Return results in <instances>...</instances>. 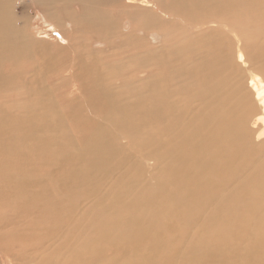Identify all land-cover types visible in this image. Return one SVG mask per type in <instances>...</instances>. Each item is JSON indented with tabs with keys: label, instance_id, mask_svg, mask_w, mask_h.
Returning <instances> with one entry per match:
<instances>
[{
	"label": "bare ground",
	"instance_id": "1",
	"mask_svg": "<svg viewBox=\"0 0 264 264\" xmlns=\"http://www.w3.org/2000/svg\"><path fill=\"white\" fill-rule=\"evenodd\" d=\"M139 1L138 16L121 22L125 31L115 44L116 21L109 16L124 15V3L132 0H32L44 22L61 32L70 54L64 57L63 50L57 63L58 58L52 63L44 57L36 63L33 54L44 40L29 45L10 22V1L0 0V89L3 65L15 58L40 79L25 89L24 114L15 118L0 111V264H230L237 247L220 232L229 229L231 237H241L251 226L260 228L249 234L252 245H264V27L251 36L260 41L253 54L244 55L260 62L261 75L246 78L238 66L244 52L238 49L234 61L229 39L211 27L225 28L229 20L259 23L264 0ZM178 21L184 22L180 39L168 42L169 26ZM156 26L168 42L159 49H146L136 33L130 38ZM244 43L250 50L251 42ZM96 44H103L100 51L117 46L104 63L131 56L127 63L107 65L105 82L95 56L87 60L92 49L99 51ZM62 72L87 94L88 112L69 117L89 129L77 154L51 133H41L51 123L65 122L53 112L51 86L40 83ZM103 120L129 140L141 134L144 156L160 161L150 190L135 194L142 190H132L137 182L132 176L121 180L115 193L135 194L129 200L106 201L98 195L102 188H89L95 176L113 171L112 176L127 165L116 161L120 150ZM87 192L97 208L89 214L80 202ZM238 264H264V256L244 257Z\"/></svg>",
	"mask_w": 264,
	"mask_h": 264
},
{
	"label": "rangeland",
	"instance_id": "2",
	"mask_svg": "<svg viewBox=\"0 0 264 264\" xmlns=\"http://www.w3.org/2000/svg\"><path fill=\"white\" fill-rule=\"evenodd\" d=\"M9 1H10V9L12 12L10 14V16H11L10 22L12 23L13 26L15 24L14 27L16 29L19 27L18 29L22 30V33L24 36L23 38L25 40H27L28 43L30 41V43H32V45L35 42H36L35 45H38L39 43H41L42 40H44V41H42L43 44L42 43L39 44L40 46L41 45L45 46V44L47 43L46 48L44 46H43V48H41L42 46L38 47L40 49L39 54H37L38 52L33 54L34 56H36V61H37L36 63H38V61L41 60L40 58H42V60L45 59L44 61L50 60L52 63L55 62L56 61L55 59L58 58L56 61V63H57L58 60L62 56L59 54L65 53V52H67V54L65 53L66 55H64V57H69L68 56V55H70L69 49L67 48V50H68L67 51L64 47L65 42H63L64 39L62 38L63 36H62L61 32L59 30L56 31L57 28L53 29L52 27H49V25L44 22L43 17H42V13H41V8H39V6H35L34 4H32V0H9ZM151 1H155V0H151ZM162 1H165V0H162ZM139 2H140L139 0H132V2H131L132 4L131 3H128V4L124 3L125 5H127V8L124 7V9H125L123 12L124 15L123 14L122 15L121 14L116 15V16L113 15L114 17L109 16L111 20L116 21L115 23H116V27H117V35H116V39H114L115 44L118 43V38H120V36H121L120 35L121 31L122 30L125 31L124 30L125 28H121V22H124L125 18L126 17L128 18L130 16V14L134 15V14L139 13L140 8H142L140 6ZM149 15L150 14H147V16H149ZM151 15H152V13H151ZM56 16L60 17V15H56ZM134 16H138V15H134ZM134 16H132V18ZM122 17H124V18H122ZM64 20H65V18H62V22ZM248 21H250V20H248ZM255 21H257V20H255ZM182 22L178 21V23L175 24V26L174 25H173V27H172V25L169 26V29L171 28V33H170L171 38H169L170 40L164 37L162 29L160 27H157V26H156L157 28L156 27H149L147 29H142L141 31L136 30V32H133L130 35V38L134 39V36L136 33L138 35V37L140 38V40H138L139 42H141L140 44H144L146 46V49H148V50H155L158 47L159 48L161 47V44L163 43V41L167 42V41H165V39H167L168 42L171 40L175 41V40L180 39V37H178V36H180L181 31H182V26L184 24V22H183V24H182ZM260 23H263V24H260ZM237 24H239V25H237ZM225 25H226L225 28L221 25H217V26L214 25L211 27L214 29L220 30V32L217 31L216 33L224 32L223 34H219V35L215 34V35H217L219 37H221V35H222L223 38H225V35H226V37L229 39V40H227L228 41L227 42L228 43L227 49L228 48L230 50L234 49V50L228 52V53H230V55L233 54V56L235 57V58H233V56L231 55L233 60L234 59L236 60V57H238V55H237L238 49L241 52H244L243 56H242V59L244 61L241 60V62H238L239 64L237 62H235L238 64V66L242 65L239 68V70L241 71L242 77L246 78L250 73L261 75V72L259 69L260 68V62L259 61L254 62V61L248 60L250 56L246 60L245 53H247V51L248 52L250 51V53L252 52V54H253L254 43H256L257 40H256V42L253 41L251 39V36L256 34L255 33L256 30L264 27V19L262 21H259V23L254 22L253 20H252V22H234L233 20L232 21L229 20V21L225 22ZM236 25L239 27L241 26V27L239 28ZM142 31H145L144 34H142ZM225 32H226V34H225ZM240 32H242V33H240ZM178 33H180V34H178ZM192 33H193V36L196 35V32H190V35H192ZM237 33L239 36L241 35L242 39H244L243 42H246V43H248L249 41L251 42V43H249V45L251 47L250 50H248L249 46L246 45V43L243 44V46L246 45L245 46L246 49L242 48L243 42H242L241 38L239 36H237ZM157 35L160 37V39L155 38ZM232 36H233V38H232ZM234 37H235V39H234ZM173 38H174V40H173ZM227 38H225V39H227ZM54 39H56V40H54ZM142 40L145 42H143ZM232 40H234L233 41L234 44H231L232 48H230L231 47L230 43H232ZM54 41H57V42H54ZM37 42H39V43H37ZM30 43H29V45H31ZM257 43H260V41H258ZM47 46H48V48L50 46V48H49L50 51L47 48ZM95 46L99 48V51H98V49L97 50L92 49L91 57H88L87 60L90 61V60H92L91 58H93L95 56L93 58V61L97 59L94 62L97 63L96 65H98L96 67L97 71H99L98 73L102 74V79H103L102 82L103 81L105 82V80L108 76L107 74H105L106 78H104V72L108 71L107 65L112 66L115 64L114 66H117L118 64L116 62L124 61L127 63L128 59L131 58V56L128 57V56L124 55V57H123L124 59L120 57L118 59H113L110 61H106L104 63V61L107 60V58L108 59L111 58V56H110L111 50L114 51L117 46H114L113 49H108L107 51H109V52L104 51V50H103L104 52L100 51V48H101V46H103V44L92 45V47H95ZM44 49H46L48 51H46V50L44 51ZM63 50L65 52H62ZM245 50H246V52H245ZM41 51H42V53H41ZM233 51H234V53H233ZM47 53H48V55H47ZM92 53H94V55H92ZM106 55H107V57H106ZM43 57H44V59H43ZM112 57H115V55L112 54ZM18 59H20V60H18ZM67 59H71V57L67 58ZM102 60H103V62H102ZM13 61H14V63H12V65H11L12 67L7 66L5 64V65H3L4 69L2 68L3 69L2 72H4L2 76L4 77L5 85H4L3 89H0V103H1L0 104V111L2 110V112H4V113L6 112L10 116L18 118L19 115L21 116L22 114L25 113L22 104H24V102L28 98L25 97L27 95V93H24V92L29 88L30 85L33 84V82H35V80H36L35 78H37V77H35V74L32 72L33 70L30 72L29 71H23V69L25 70V67H22V65L20 67L21 58H15V60H13ZM13 64H15V65L17 64L18 66L17 65L13 66ZM9 67H11L10 70H9ZM13 67H15V68H13ZM109 71H111V70H109ZM62 73H63V75H61V77H58L60 75H55V77L53 79H50L48 77L43 78V80H41L42 82L40 81V83H42L41 85H43L46 88H48L47 85L51 86V89L49 91L51 94L50 95L51 97L50 98L48 97V99L52 101V104L54 106L53 112H55L56 115L62 116V119L66 118V119H64L65 122L62 121L63 122L62 124H64V125H62L61 123L60 124H52L51 123V125L49 124L48 128L46 127L43 131H41V133L42 134L51 133L50 135L52 136V138L55 137V139H57L59 144H62L63 146H66V147L68 146V149L69 150L71 149L70 151H72L73 154H77L82 149V146H84V142L82 141V138H84V133L87 132L89 129L85 130V129L80 128L79 126H76L75 124H73L72 121H70L69 117L72 118L71 115H73V114L78 115V114H85L88 112V109H86L87 94L83 91L77 90L73 79L71 77H68L66 75V73H64V72H62ZM38 80H40V79L37 78L36 81H38ZM28 84H29V86H28ZM53 84L55 85V88H54ZM5 86H6V88H5ZM48 96H49V94H48ZM3 98L6 99V101H4ZM18 99L20 101H18ZM13 102H16V104L19 102L18 103L19 106L14 104ZM44 102H46V101H44ZM13 104H14V107L12 106ZM12 107H13V110L15 109V111L11 110ZM8 110L9 111L11 110V111L8 112ZM12 112H15V114H13ZM10 113H12V114H10ZM13 115H15V116H13ZM95 115L96 114L91 112L89 117L95 118L96 117ZM101 124H102V126L107 128L112 140H114L113 141L114 146L117 148V150H120V151H117V154H115L116 161L118 160V158H119V160H125L127 165L121 171L116 170V173H113L114 175L116 174V176H114V175L109 176L110 173H112L113 171L108 172L107 175H105V176L103 173L100 174L99 176H95L94 182L89 186V188L95 189L96 186H99L100 188H102L103 189L102 193H100L98 195L100 197L104 196L103 199H106V201L111 200L115 197L117 198L118 201H124V200L131 199L135 194H137L139 192L150 190L152 187H154L156 185V182H157V178H158L157 176H159V173H160L161 163H160V161L156 162L154 159H151V158H148L147 156H144L145 152L142 151L143 150L142 148H139L141 146L140 145L141 134L140 135L138 134L135 139L129 140L126 137H124V135L120 131V129L117 126H115L114 124H112L111 122L103 120V122H101ZM66 125L69 129L66 127ZM46 129H48V130H46ZM141 129L143 131V128H141ZM118 143H120V144H118ZM125 144H126V146H125ZM119 145H120V147H119ZM121 148H123V149H121ZM120 155H122V156H120ZM115 159L113 158L114 161H115ZM158 167H160V168H158ZM140 169L142 171H140ZM136 173L138 175L134 176ZM88 174H89L88 172L87 173L85 172V175H88ZM130 176L136 177V181H137L135 187L132 190L135 191V190L141 189L142 191H137L134 195L130 194L129 192L127 194H120V195L115 194L119 188V182L121 180H123V181L127 180ZM87 193L88 194L85 196V198L80 200V202H83V203L85 202V204L81 203L84 206L79 204V206H82L85 211L87 209V211L85 212L86 214L88 213V211L92 212V211L97 209L96 205L95 204L93 205L94 200L90 199L91 195H89V192H87ZM88 202H90V203L88 204ZM91 202H92V204H91ZM87 205H89V206H87ZM81 211H82V209H81ZM253 229H255V226H251V229H247V230H250L248 235H246V233H245L241 237H237V236L231 237L229 229L222 231L223 233L220 232L221 235L222 234L225 235V236H223V235L221 236L222 239L225 238L227 242H230L232 244L234 243V245L237 247L236 248L237 252L234 255L229 256V263L230 264H238L242 260V258H244V257H247L249 259H255L260 255L264 256V245L262 243L258 244L257 246L252 245V239L253 238L249 234H252V232H255V230H259L260 228L258 227V229L257 228L255 230H253ZM247 236H250V238ZM0 254L3 255V252L1 249H0Z\"/></svg>",
	"mask_w": 264,
	"mask_h": 264
}]
</instances>
